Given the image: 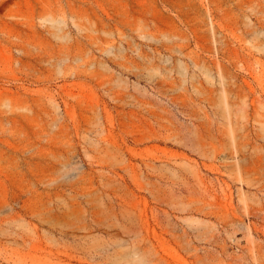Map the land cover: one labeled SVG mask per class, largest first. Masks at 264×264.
Masks as SVG:
<instances>
[{
    "label": "rangeland",
    "instance_id": "374dc122",
    "mask_svg": "<svg viewBox=\"0 0 264 264\" xmlns=\"http://www.w3.org/2000/svg\"><path fill=\"white\" fill-rule=\"evenodd\" d=\"M0 264H264V0H0Z\"/></svg>",
    "mask_w": 264,
    "mask_h": 264
}]
</instances>
